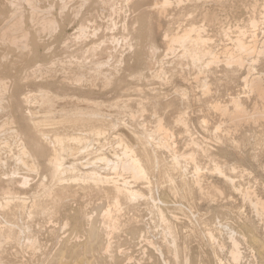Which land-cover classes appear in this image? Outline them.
I'll return each instance as SVG.
<instances>
[{"label":"rangeland","instance_id":"374dc122","mask_svg":"<svg viewBox=\"0 0 264 264\" xmlns=\"http://www.w3.org/2000/svg\"><path fill=\"white\" fill-rule=\"evenodd\" d=\"M179 1L180 0H169L170 4L167 5L165 10L162 11L161 5L163 4V0H157L156 2L155 0H152V2L150 0H134L129 7H126L123 10L124 12L122 11L121 13H119L121 15H113L112 16L113 18H111L109 10L103 9L102 6L100 5L101 4L100 0H91L89 6H87L85 9L82 10L80 17L74 19L73 11L78 8L77 2L75 1L71 3L66 9L64 16L60 18V16L58 15L59 12L58 7L60 1L56 0L55 2L56 9L54 16L57 18L59 30L57 31V33L53 38L48 39L47 37H44L43 38L44 43L43 45L40 46L39 43L36 40H34L35 29L28 21L29 13L26 14L27 15L26 27L27 29H30L32 34V41H31L32 49L33 48L37 49V47L38 50H42L44 47L51 48V51L47 55V58L45 57V59H43L44 60L43 65H46L47 67L50 66V63L55 58H63L65 54L64 44L67 42V40H69L72 36L76 34L75 32L77 31L79 25L81 24L88 25V21L85 20L86 18H88L87 15L88 11L91 12L92 15L94 16L95 18L94 20L96 22L95 25L101 28L103 34L105 33V30L108 28L109 23H111L112 21L115 24L117 23L114 30L115 35L117 37H124V36L128 37L130 39V44H132V47L130 48L129 46H127L120 50V52L122 51L121 54L123 55V60H124V62L121 64V68H118L120 66L118 65L116 69L115 68L105 69L104 72L108 74L107 79H108V83L110 84H107V81L104 80L103 78H100V80H96L94 78L92 82L90 81V78H88L80 86H74L72 84L63 82L62 81L63 77L61 75V69L59 65H57L54 72L50 74L51 78L47 80L46 77L43 80L44 82L37 83L35 78L30 76V69L33 68L35 61L33 60L32 56L27 57L29 55V52H23L22 50H19L17 48L0 43V77L8 78L9 82H11L9 100L5 104L6 107L5 110H8V112H0V128L2 126L1 124L3 120L13 119L14 126L22 133L25 144L28 146L30 145L29 147L32 148L29 141V137L33 136V131L28 127L27 124V120L25 117L26 106L23 105L24 103L22 101V97L24 94H26L29 91L37 92L39 85H41L43 89L51 92V94L55 96H60V97L75 96L80 99H88V100L103 102L106 103L107 105H114L118 103L119 104L118 109H115L113 107L115 109L114 110L112 108L113 114L118 113V111L121 109L126 111L137 112L139 110L137 106H140L141 104V107L145 110L143 115L145 122L148 121L147 122L148 129L155 128L160 118L162 119L164 126L174 134V138H175L174 143L178 148V151H180V153H190L192 152V150L197 152L198 165L200 166L201 169L198 175L202 179L200 184L196 183L197 175L194 169L195 166L191 162L182 161L181 164L179 165V168L172 167L171 153L169 149L167 148L163 149V147L158 148L157 150L158 157L161 161L160 168L155 167L154 170L149 174L150 188H147L145 185H143L142 181L134 180L131 177V175L128 173H123V172L115 173L109 169L107 170L104 166V163L101 162L94 163L96 161V157L98 156L96 152L99 150V148L97 146H91L89 149L81 150V153H79L76 157L77 160H75L76 158L74 157H70L66 155L64 157V167L67 168L68 171L64 174L63 176L64 180L61 183H59V185L70 186V190L67 192L66 197H64L63 199H58L57 201H55V199L53 198L47 199L49 200L48 201L49 204H54L56 202V208L53 209L51 214L50 213L44 214L45 216L42 214H36L33 215V217L28 218L26 213H22V214L16 213L17 211L13 207L7 210H3L2 208H0V223L2 222L0 228L6 229L5 227L8 225L7 223H10L15 219V221L21 224H26V223L29 224L30 229L38 236L39 239V246L36 248L38 251L36 249L31 250L27 247L21 249V247H19L16 242L5 243L3 245V250L0 255L1 256L0 264H43L45 262H46L45 264H49V263L60 264L59 262H61V264H74V261L76 262L75 264H80V263L89 264L90 262H91L90 264H105V263L130 264V262L131 264H138L137 259H139L141 255L142 256L138 260L140 261L139 264H150V262L151 264H177L173 252L170 251V249H168V244H166L167 242L164 240V234L162 231L163 230L162 219L158 213V209H161L163 211L165 218L170 220L174 224V226L176 225L175 230L177 236V245L180 250V257L178 260V264H185L184 262L185 259L190 260L188 261L189 264H215V263L217 264L219 259L220 261H222L223 264H264V220L263 218L258 216L256 210L253 208L252 204L250 203L251 200L248 199L247 196V194H250L252 196L254 195L253 196L254 199L258 197L257 199L264 201V119L247 120V122L244 121V123L243 122L235 123L230 119L227 113H224L223 111L218 110L215 107L217 104L219 105L221 104L222 107H227L230 111H232L233 110L232 99H237V98L244 104V106H246L245 108L249 113H253L255 107L262 105V102L258 99V96L255 93H253L250 90V88L248 87L246 88V83L244 82L243 78H245L246 75L249 76L250 79L257 77L258 75H260V73L264 75V57H261L259 61L255 62L257 65L255 63L253 64V62L251 61L256 59L248 58L247 60H245L244 65L237 66L236 64H231V65L227 64L224 61L223 52L225 48L227 49L228 47L229 48L233 47L232 43L235 36H237L236 33L239 29L238 27L240 28L248 27L249 20L251 17L255 15V13L256 15L253 18H257V20H260V11L263 6V0L262 1L261 0L258 1L257 0H183L182 1L181 0L180 2ZM253 1H255L256 3L254 4ZM157 3L159 4L158 7H157ZM256 4L258 6H255ZM47 5L48 2H46L45 0L41 2L42 7H47ZM178 6L180 7L178 8ZM244 6L247 7H245L244 9ZM255 8H257V11ZM164 11L166 14L164 13ZM250 11H252L251 13L253 14H251ZM9 12H10V7H8L6 0H0V28L3 26L5 17L8 15ZM246 13L248 16H246ZM163 14L166 15V18L165 16H163ZM169 17L170 19H168ZM241 17L244 18L242 19ZM226 18H227V23H225ZM235 18L236 20H234L235 22L234 23L232 19ZM237 18H239L240 20ZM61 20L63 23L61 22ZM228 21H230L229 22L230 24L228 23ZM238 21L240 22V24L236 23ZM191 26L201 28V35L203 36L204 39H206L207 41L206 45L208 46V49L215 53L217 61H215L211 65H209L208 63L212 61V57L207 56L204 59V61H202V64H200L201 63L200 62L199 64L197 63L195 65L189 57L183 58L182 56L183 53L180 51V49H178V46L174 47L173 48L174 50L169 49L168 46L169 39H166V34L174 35L176 33H181L182 30L184 31L186 29V27L189 28ZM179 27L181 29H179ZM93 28L94 27H91L92 30ZM176 29L178 30L177 32L175 31ZM263 29H264V24H259V27L257 28L256 31H254V29H250L247 33V38L250 37L252 33L257 32L256 33L257 39L262 40ZM68 32L70 35L68 34ZM224 37L226 38L225 40ZM139 40L141 41L140 43ZM149 45H155L158 50L157 53L158 60L156 61L155 69L153 71H150L146 64V58L148 56L147 47H149ZM166 45L168 47H165ZM73 48L78 49V47L76 48L73 47ZM14 53H16V55ZM161 57L163 59H161ZM224 64H226L227 66ZM210 66L212 67L211 69ZM250 68L251 69L254 68L255 72L253 70L252 71L250 70L251 74H249ZM136 75L139 77H137ZM204 75H206L207 77ZM140 77L142 78L138 79ZM46 81H50V82H46ZM94 82L96 83V85L95 86L91 85ZM195 84H197L198 86L197 85L194 86ZM204 84H207L208 86L210 85L209 89L205 88ZM242 88L245 90H243ZM185 96L187 97L184 98ZM180 104L183 106H181ZM125 106L128 107L127 108L128 110L124 108ZM29 107L33 113L44 110L41 109V106L39 104L33 103L32 105H29ZM180 114H182L183 117L185 116L184 120L187 123V126L184 125L185 127L183 126L182 123L176 122V119L177 117H179ZM224 116L226 118H224ZM125 120H127V118H125ZM200 121L203 123H201ZM237 124L238 125L241 124V125L238 126ZM121 127L123 126L121 125ZM219 128L222 130H220ZM218 130L220 133L218 132ZM127 136L130 139V136L128 134ZM113 150L114 149L111 144H106L103 147V153L109 158H112ZM36 153L34 154L36 155L34 157V160L36 161L37 166L40 167L37 168L38 169L37 172L28 173L25 170H20L19 173L21 175L18 176V178L20 179H17L18 182L15 184H11L10 186V188L12 187V189L17 193L13 195L15 198L18 197L25 198L28 200L29 204L31 203V201L29 202V199L32 200L33 197L37 195L38 191L36 186L41 181L46 179L45 181L47 185L45 187L46 190L48 189L50 190L51 187L55 185V183L52 182L48 176L47 173L48 168L44 158L42 157L43 154L47 155L48 148L45 147V149H43L42 152L38 151ZM6 155L9 156V153ZM209 157H211V159ZM213 162L223 167L226 175L234 181V187L236 188H233L232 186L228 185L225 178H223L221 175L212 172L214 166ZM12 167L14 171L15 163L12 159L9 158L6 167L0 170V180H2V182L5 183L10 179L11 174H13ZM92 171L97 172L99 175H102L103 177L112 176L111 178H115L118 176L117 178L121 179L122 181L123 180L127 182L131 181L130 185L135 190H138L142 193V197L140 199L143 200L137 199L136 201L131 203L122 202V207H123L121 211L122 215L120 214L119 216L120 227L118 231H116V233L114 232V234L110 235L109 237L105 236L103 232L102 220L104 213L102 212H105V210L111 205L112 199L111 196H107L104 192L100 191L101 188H104L105 184L103 185L102 183L100 185L95 186L83 180H79V179L74 180V178H72V175L75 176V174L77 175L87 174ZM43 174L45 175V177ZM169 175L172 178L176 179L175 181L177 185L181 182L185 183L189 188L188 191L186 193H172L170 191V182L168 178ZM21 176H27L30 182H28V184L23 183V181L21 180ZM69 181L71 182V185ZM34 182L36 185L34 184ZM77 182H79L80 184ZM22 186L23 187L26 186V187L23 188ZM57 188H59L58 185H56V189ZM216 188L220 190L221 194L217 191ZM240 188H242V190ZM162 191L169 192L171 194L169 196V193L168 194L165 193L164 195L165 197H163L162 195L164 193H162ZM207 194L210 196H207ZM166 196L170 197V200ZM3 198L4 196L0 192V200H2L1 203L3 202ZM166 198L167 200H169V202L166 200ZM153 201L156 202L154 203ZM170 203L173 206L170 205ZM74 209L75 211H77L75 212L76 216L72 215L74 213H71V211L74 212ZM189 210L191 211V213ZM78 213L81 214L79 215ZM101 213L103 214L102 216ZM77 214L80 216L81 219L78 218L79 216ZM193 216L195 217V219ZM150 217L152 221L150 220ZM76 218H78V221H76ZM79 219L81 220L80 222H83L84 224L83 227L86 224L85 227L87 229L82 227V223L81 224L78 223V225L79 224L81 225L79 227L78 225L74 226L76 222H79ZM93 219L96 221H94ZM62 220H65V223ZM87 220L89 222V225H87ZM85 221L86 223H84ZM91 222L96 226L97 224H95V222L97 223L99 222V223L97 227L96 226L92 227ZM99 224L101 225L100 229H99L100 226ZM242 226L244 228H241ZM73 227L79 228L76 229V231L78 233L79 231L81 232L80 237L79 234L76 231H74L75 228ZM83 229H85V231ZM89 229L91 231H89ZM243 229L245 230L247 229L246 232L243 233L244 231ZM69 230L74 232L71 233L70 231L69 233ZM98 230H100L99 232L102 231V233H99ZM142 230L144 232H141ZM48 232L50 233V235L52 234V236H50ZM86 232H89L88 233L89 235ZM76 234H78L77 236L79 237L77 239H76L77 237ZM146 234L148 236H146ZM210 234L214 235L213 239L209 238ZM67 235L69 236L71 235V236L67 237ZM98 235L99 238L97 239L96 236L98 237ZM73 236H75V238ZM88 236L90 237L88 238ZM195 236L197 237L199 236V237L197 238ZM51 237L52 239H50ZM56 237H58V239ZM82 238L85 240H83ZM100 238L103 240H101ZM148 239H150V242ZM234 239L239 244L240 255L238 259H233L231 254V250L233 247L232 243ZM55 240L57 241V243ZM62 240L65 242V244H63L64 242L63 243L60 242ZM139 240L143 242H140ZM145 240L146 242H144ZM72 241H74L75 243ZM83 241L86 244L82 246V244H84ZM107 242L110 243L107 244ZM128 243L130 246L129 245L127 246ZM56 244L57 245L59 244L60 246L59 245L57 246ZM69 244L72 245H70L68 248L67 246ZM80 244L83 248L85 247V249L80 247ZM217 245L219 247H217ZM54 246H56L58 249L56 247H55L56 250L52 249V247L54 248ZM61 246H64L65 248ZM71 246L73 248H70ZM77 247L80 248L79 250L80 252L78 251L79 248ZM118 249L120 251H118ZM139 249L141 251H139ZM142 249L146 251L144 252V250ZM58 250L60 254L57 253ZM68 250H70L71 252ZM82 250L83 253L81 252ZM34 251H36V254ZM196 251L199 253L197 254ZM51 252L53 255L55 253L56 254L52 257V255L50 254ZM84 252L86 253L85 256H84L85 254ZM158 252L160 253L158 254ZM43 253L45 256L43 255ZM81 253L83 255H81ZM120 254L122 255V257ZM74 255L77 256V258ZM70 256L72 260L66 259L69 258ZM88 256L90 260L88 259ZM129 256H131L130 257L131 259L128 258ZM144 256L146 258H144ZM47 257L51 258V261ZM111 257L114 261L110 259ZM127 258L129 259L128 261H126ZM97 259L99 261H95Z\"/></svg>","mask_w":264,"mask_h":264},{"label":"bare ground","instance_id":"6f19581e","mask_svg":"<svg viewBox=\"0 0 264 264\" xmlns=\"http://www.w3.org/2000/svg\"><path fill=\"white\" fill-rule=\"evenodd\" d=\"M42 1L43 0H6V2L8 4V7H10V12L5 17L4 24L0 28V43L9 45V46L14 47V48H17L19 50H22L23 52H29V55L27 57H31L32 56L33 57V60L35 61L34 62L35 64L33 65V68L30 69V76L33 77V78H35V80H36L37 83L44 82L43 80L46 77H47V80L49 78H51V75L50 74H52L54 72L56 66L59 65L60 66V69H61V75L63 77V79H62L63 82L72 84L74 86H80L88 78H90V81L91 82L94 80V78L96 80H100V78H103L104 80L107 81V84H110V83H108V79H107L108 74H106L104 72L105 69H113V68L116 69L118 65H120L118 68H121V64L124 62V60H123V55L121 54L122 51L120 52V50L122 48H124V47H127V46H129L130 48L132 47V44H130V39L128 37H125V36L124 37H117L115 35L114 30H115V26H116L117 23L115 24L113 21L111 23H109L108 28L105 30V33L103 34L102 31H101V28L98 27L97 25H95L96 22L94 20L95 19L94 16L92 15L91 12L88 11L89 12V13L87 12L88 18L85 19L86 21H88V25H86V24L79 25V27L77 28V31L75 32L76 34L74 36H72L69 40H67V42L64 44L65 54H64L63 58H55L50 63V66L47 67L46 65H43V62H44L43 59H45V57L47 58V55L50 53L51 48H48V47H44L43 48V47H41L43 49L42 50H38V47H37V49H34L33 48L34 49L33 50L32 47H31L32 34H31L30 29H27V27H26V25H27L26 24V19H27V15L26 14L29 13L28 21H29V23H31L32 27H34V29H35L34 40H36L39 43V46L40 45H43V43H44V39L43 38L44 37H47L48 39L53 38L55 36V34L57 33V31L59 30L58 29L59 26H58L57 18L54 16L55 15V9H56V4H55L56 0H45L46 2H48L47 7H42L41 6V2ZM59 1H60V4H59V7H58V10H59L58 15L60 16V18H62L64 16V13H65L66 9L68 8V6L71 3L75 2V1L77 2L78 8L73 11V18L76 19V18H79L80 17L82 10L85 9L87 6H89V3H90L91 0H59ZM133 1L134 0H100V3H101L100 5L102 6L103 9L109 10L110 16H111V18H113L112 17L113 15H121L119 13H121L126 7H129ZM150 1L152 2V0H150ZM156 1L157 0H155V2ZM253 2H254V4L256 3L255 1H253ZM193 3H195V2H193ZM169 4H170L169 0H163V4L161 5V10L162 11L165 10V8L167 7V5H169ZM158 5L159 4L157 3V7H158ZM255 6H258V5L256 4ZM170 7H171V5H170ZM175 7H176V5H175ZM179 7L180 6H178V8ZM245 7H247V6H244V9H245ZM255 9L257 11V8H255ZM95 10H97V9H95ZM250 10H251V8H250ZM251 12L252 11H250V13ZM164 13H165V11H164ZM251 14H253V13H251ZM236 15H234V16H236ZM255 15H256V13H255ZM141 16H143V15H141ZM163 16H165V18H166V15L163 14ZM246 16H248L247 13H246ZM246 16H244V17H246ZM249 16H251V15H249ZM253 17H251L252 19L250 18L249 23H248V27H245V28L238 27L239 29H238V31L236 33L237 36H235V33H234L235 38H234L233 43H232L233 44V47H231V48L228 47L227 49L225 48V50H224L223 53H224V61L227 64H230V65L231 64H236L237 66L238 65H244L245 60H247L248 58H250V59H256V60H251L253 62V64H254L255 62L259 61V59L261 57H264V29L262 31V33H263L262 40H258L257 39V35H256L257 32L256 33H252L250 35V37L247 38V33H248V31L250 29H254V31H256L257 28L259 27V24H264V0H263L262 9L260 11V20H257V18H253ZM178 18H180V17H178ZM168 19H170V17ZM237 19H239V18H237ZM62 20H61V22H62ZM222 20H223V18H222ZM232 20L234 22V20H236V18L235 19H232ZM229 22L230 21H228V23ZM141 23H143V22H141ZM225 23H227V18H226ZM236 23L237 24L238 23L240 24L239 21L236 22ZM164 24H163V26H164ZM231 25H232V23H231ZM91 27H94L93 30L91 29ZM157 27H160V26H157ZM167 27H168V25H167ZM243 27H244V25H243ZM179 29H181V28L179 27ZM175 31L177 32L178 30L176 29ZM222 33H224V32H222ZM68 34H69V32H68ZM218 35H219V33H218ZM223 36H224V34H223ZM166 39H169V41H168V44L169 45L168 46H169V49L170 50H172L174 47L178 46V49H180V51L183 53L182 54L183 58L189 57L195 65L197 63L199 64L200 62H201L200 64H202V61H204V59L207 56L212 57V61L211 62L208 61L209 62L208 63L209 65H211L212 63H214L215 61H217L216 60L215 53L213 51H211V50L208 49V46L206 45L207 44V41L201 35V28L200 27H195V26H191L189 28L186 27V29L184 31L182 30L181 33H176L174 35H167L166 34ZM210 39H212V38H210ZM225 39L226 38L224 37V40ZM140 42L141 41L139 40V43ZM168 46L166 45L165 47H168ZM73 47H75V48L78 47V49H74ZM147 48H148V51H147L148 56L146 58V64L148 66V69L150 71H153L155 69L156 61L158 60L157 59L158 50H157V48H156L155 45H149V47H147ZM15 51H17V50H15ZM14 54L16 55V53H14ZM256 55H257V57H256ZM222 56H223V54H222ZM161 59H163V58L161 57ZM161 59H160V61H161ZM164 60H166V59H164ZM31 63H33V62H31ZM181 63H183V62H181ZM170 65H172V64H170ZM195 65H194V67H195ZM224 65H226V64H224ZM251 66H252V64H251ZM207 67H206V69H207ZM211 68L212 67L210 66V69ZM255 69H256V66H255ZM250 70L251 71L252 70L254 71V68H252V69L250 68L249 69V74H251V71ZM165 72H166V70H165ZM5 73H6V71H5ZM164 74H166V73H164ZM140 75H142V74H140ZM204 76H206V75H204ZM137 77H139V76H137ZM263 77H264V75L260 73V75H258L257 77H254L252 79H250V77L247 76V75H246L245 78H243L244 79V82L246 83V88L247 87L250 88V90L253 93H255L258 96V99L262 102V105L261 106H257V107L254 108L253 113H249L247 111V109L245 108L246 106H244V104L238 98L237 99L230 98V99H232V105H233V110L232 111H230L227 107H222L221 104L220 105L217 104L215 106L216 109L221 110L224 113H227L229 115L230 119L233 122H235V123H241V122L244 123V121L247 122V120H262V119H264V79H263ZM141 78L142 77H140L138 79H141ZM106 81H105V83H106ZM46 82H50V81H46ZM10 83L11 82H9L8 78L0 77V112H8V110H5L6 109L5 104L9 100ZM91 85L95 86L96 83L94 82ZM196 85L197 84H195L194 86H196ZM204 85H205V88L209 89V86L210 85L209 86L207 84H204ZM204 85H203V87H204ZM191 89H192V87H191ZM243 90H245V89H243ZM183 91H185V90H183ZM210 95H211V93H210ZM186 97L187 96H185L184 98H186ZM231 97H233V96H231ZM22 101L24 103L23 105L26 106V109H25V117H26V120H27L28 127L30 129H32V131H33V136L32 137H29V141H30V144H31L32 148L29 147L30 145L28 146V145L25 144L24 137H23L22 133L14 126L13 119L12 120H10V119L3 120L2 124H1L2 126L0 128V170L1 169H4L6 167L7 161H8L9 158L12 159L14 161V163H15L14 171H13V167H12L13 174H11L10 179L7 182H5V183L2 182V180H0V192L4 196L2 203H1L2 200H0V208H2L3 210H7V209L13 207L17 211L16 213H19V214L26 213V215H27L28 218H31V217H33V215H36V214H42V215L48 214V213L51 214V212L53 211V209L56 208V202L54 204H49L48 203L49 200H47V199L53 198V199H55V201H57L58 199H63L64 197H66L67 192L70 190V186H60L59 185V183H61L64 180V177H63L64 174L68 171V169L64 167V157L67 155V156L76 158L77 155L79 153H81V150H83V149H89L91 146H97L99 148V150L96 152L98 154V156L96 157V161L94 163H97V162L104 163V166H105V168L107 170L109 169V170H111V171H113L115 173H121V172L128 173V174L131 175V177L134 180L142 181L143 182L142 184L145 185L147 188H150L149 174L154 170L155 167H159L160 168L161 161H160V159L158 157L157 150H158V148H161V147H163V149L164 148L169 149V151L171 153L172 167H178L179 168V165L181 164L182 161L191 162L195 166L194 169H195V173L197 175L196 176V183L200 184L201 181H202L201 177L198 175V173L201 171V169H200V166L198 165V157H197L198 154H197V152L192 150V152H190V153H180V151H178V148L176 147V145L174 143V139H175L174 138V134L169 129H167L164 126V124L162 122V119H160V118H159L158 123H157V125H156L155 128L148 129V126H147V122L148 121L145 122L144 115H143L145 110L141 107V104H140V106H137L139 108V110L137 112H134V111H126V110H122L121 109V110L118 111V113L113 114L112 108L114 107L115 109H118L119 108V104L118 103H116L114 105H107L106 103H103V102H98V101L88 100V99H80V98H77L75 96L74 97H60V96H55V95H52L51 92L43 89V87L41 85H39V88H38V91L37 92L29 91L26 94H24L23 97H22ZM115 102H117V101H115ZM33 103L34 104H39L41 106V109H44V110L43 111L42 110L41 111H37L36 113H33L31 111L30 107H29V105H32ZM17 105H18V103H17ZM181 106H183V105H181ZM124 108L127 109L128 107L125 106ZM23 112H24V110H23ZM205 115H207V114H205ZM207 116H209V115H207ZM154 117H157V116H154ZM184 117H183L182 114H180L179 117H177L176 122L182 123L183 126L184 125L187 126V123L184 120ZM125 118H127V120H125ZM224 118H226V117L224 116ZM201 123H203V122H201ZM121 125L123 127H121ZM240 125H238V126H240ZM205 126H206V124H205ZM120 128L123 129V130H121ZM216 128H217V126H216ZM220 130H222V129H220ZM121 131H124V132H121ZM216 131H217V129H216ZM218 132H219V130H218ZM215 133H217V132H215ZM127 134L130 136V139L127 136ZM187 134H189V133H187ZM223 135H224V133H223ZM190 137H191V135H190ZM106 144H111L112 147H113V149H114L112 151L113 152L112 158L107 157L103 153V147ZM44 145H46V146H44ZM199 145H201V144H199ZM45 147L48 148V153H47V155H44L43 154L42 157L44 158V160L46 162V165H47V168H48V172L47 171L46 172L48 173V176L51 179V181L55 183V185H53L50 190L49 189L46 190L45 189V187L47 186L46 185V182H45L46 179H44L43 181H41L36 186L37 187V191H38L37 195L34 196L32 200L29 199V202L31 201V203L29 204L28 203V200L25 199V198H19V197L18 198H15L13 195L14 194H17V193L12 189V187L10 188V186H11V184L17 183L18 182L17 179H20V178H18V176L21 175L19 173L20 170H25L28 173L37 172V170H38L37 168H40V167L37 166V163L34 160V157L37 155L36 152H38V151H41L42 152V150L45 149ZM8 153H9V156L6 155ZM35 153H36V155H34ZM4 155H6V156H4ZM163 157H165V156H163ZM209 158L211 159V157H209ZM75 160H77V158ZM213 165L214 166H213V171L212 172H215L216 174L221 175L223 178H225V180L227 181L228 185L232 186L233 188H236V187H234V181L230 177H228L226 175L223 167H221V166H219L218 164H215V163ZM168 167H171V166H168ZM71 168H72V166H71ZM94 168H95V165H94ZM208 172H210V171H208ZM159 173H160V171H159ZM216 174H214V175H216ZM44 177H45V175H44ZM111 177H103L102 175H99L95 171L89 172L87 174H80V175L75 174V176L72 175V178H74V180L75 179L83 180V181H85L87 183H91V184H93L95 186L96 185H100L102 183H103V185L105 184L104 188H101L100 191L101 192H104L107 196H111V199H112L111 205L105 210V212H102V213H104V215L101 213V216L103 215V220H102L103 221V232H104L105 236H108V237L110 235H113L114 232L116 233V231H118V229L120 227V219H119V216H120L121 211H122V208H123L122 207V202H124V203L129 202V203H131V202L136 201L137 199L139 200L142 197V193L140 191H138V190H135L130 185V182L131 181L130 182H127L125 180L122 181L121 179L117 178L118 176L115 177V178H111ZM119 177H120V175H119ZM160 178H161V176H160ZM168 178H169V182H170V191L172 193H186L188 191L189 188L187 187V185L185 183L181 182V183H179L177 185L176 184V181H175L176 179L172 178L170 175L168 176ZM21 180L25 184H28V182H30V180L28 179L27 176H21ZM235 182H236V180H235ZM77 183H79V182H77ZM25 184H23V185H25ZM34 184H35V182H34ZM56 185H58L59 188L56 189ZM70 185H71V182H70ZM24 187H26V186H24ZM155 189H157V188H155ZM214 189H215V187H214ZM240 189L242 190V188H240ZM17 191H18V189H17ZM19 191H21V190H19ZM217 191L220 193V190L217 189ZM162 193H164V194L163 195L161 194V195L163 197H165L164 196L165 193L168 194L169 192H163L162 191ZM170 194L171 193H169V196H170ZM222 194H223V192H222ZM174 195H176V194H174ZM184 196H185V194H184ZM201 196H202V193H201ZM207 196H210V195L207 194ZM247 196H248V199L251 200L250 203L252 204L253 208L256 210L258 216L261 217V218H263V220H264V201L263 200H260V199H257L258 197L254 199L253 198L254 195L252 196L250 194H247ZM54 197H56V198H54ZM163 197H162V199H163ZM216 197H219V196H216ZM147 198H149V197H147ZM167 198L170 200V197H167ZM167 198H166V200H167ZM140 200H143V199H140ZM169 200H167V201L169 202ZM157 201H158V199H157ZM170 205H172V204L170 203ZM77 208H78V206H77ZM80 208H81V206H80ZM172 208H174V207H172ZM77 210H79V209H77ZM75 212H77V211H75V209H74V212L71 211V213H74L72 215H75L76 216ZM80 212H81V210H80ZM171 212H173V211H171ZM158 213H159V215L161 216V219H162V229H163L162 231H163V234H164V240L167 242L166 244H168V249H170V251L173 252L174 258L177 261L176 263L178 264V260H179V257H180V250H179V247L177 245V236H176V230H175V226L176 225L174 226V224L170 220H168L167 218H165V216L163 214V211L161 209H158ZM190 213H191V211H190ZM172 215H173V213H172ZM53 216H54V214H53ZM78 218H80V216ZM78 218H76V221H78ZM121 218H123V217H121ZM156 218H158V217H156ZM180 218H181V216H180ZM80 219H79V222H76V224L74 226L78 225V223H80V224L82 223V227H83L84 224H83V222H80L81 221ZM101 219H102V217H101ZM161 219H160V221H161ZM194 219H195V217H194ZM150 220H151V217H150ZM189 220H191V219H189ZM62 221H64V223H65V220H62ZM67 221H68V219H67ZM94 221H96V220H94ZM92 222H91V226L92 227L93 226H96V225L93 224L94 222L93 223ZM1 223H0V225H1ZM72 223H75V222H72ZM84 223H86V221ZM98 223L95 222V224H97V226H98ZM7 224L8 225L5 227L6 229L0 228V255H1L2 250H3V245L5 243H8V242H16L17 245L19 247H21V249H23L24 247H27V248H29L31 250H34V249H36L39 246L38 236L30 229L29 224H27V223L26 224H21V223L15 221V219H14V221H11L10 223H7ZM56 224H58V223H56ZM80 224L78 225V227L81 226ZM87 225H89L88 220H87ZM85 226H86V224H85ZM85 226L83 228L87 229ZM243 226H244V224H243ZM243 226L241 228H244ZM63 227H65V226H63ZM63 227H61V228H63ZM78 227H76V228L73 227V228H75L74 231H76V229H79ZM100 227H101V225L99 226V229H100ZM159 228H160V226H159ZM206 228H207V226H206ZM247 228H249V227H247ZM42 229H44V228H42ZM80 229H81V227H80ZM85 229H83V230L85 231ZM243 230H244L243 231V233H244V232H246L247 229L246 230L243 229ZM70 231L71 230H69V233H70ZM89 231H91V230L89 229ZM99 231L100 230H98V232ZM183 231H184V229H183ZM73 232L71 231V233H73ZM141 232H144V231L142 230ZM149 232H150V230H149ZM157 232H158V230H157ZM80 233L81 232L79 231V233H78L79 234V237H80ZM86 233L88 234L89 232H86ZM93 233H94V231H93ZM99 233H102V231L99 232ZM251 233H252V230H251ZM78 234H76V236ZM190 234H192V233H190ZM206 234H207V232H206ZM211 234H212V232H211ZM211 234H210V237L209 238L210 239H213L214 238L213 237L214 235H211ZM245 234H247V233H245ZM49 235H50V233H49ZM50 236H52V234ZM60 236H62V235H60ZM70 236L67 235V237H70ZM146 236H148V235L146 234ZM208 236H209V234H208ZM73 237L75 238V236H73ZM79 237L77 236L76 239L79 238ZM89 237L90 236H88V238ZM91 237H93V236H91ZM195 237H197V236H195ZM56 238L58 239V237H56ZM96 238L98 239L99 238V235H98V237L96 236ZM252 238H253V235H252ZM50 239H52V237ZM63 240L60 241V242L63 243L64 242ZM83 240H85V239H83ZM101 240H103V239H101ZM148 240L150 242V239H148ZM164 240H162V241H164ZM66 242H67V240H66ZM72 242H74V241H72ZM140 242H143V241H140ZM144 242H146V240ZM56 243H57V241H56ZM109 243L107 242V244H109ZM63 244H65V242ZM85 244L86 243L84 242V244H82V246L85 245ZM143 244H142V246H143ZM232 244H233V247H232V250H231L232 257H233V259H238L239 255H240V253H239V244H238L237 241H235V239H234V241H233ZM70 245H72V244H69L67 247L69 248ZM128 245H129V243L127 244V246ZM64 246H61V247H64ZM82 246L80 244V247H82ZM55 247L56 246H54V248L52 247V249H55L56 250L57 247L56 248ZM217 247H219V246L217 245ZM70 248H73V247L71 246ZM77 248H79V247H77ZM150 248H151V246H150ZM59 249H60V247H59ZM83 249H85V247ZM122 249H124V248H122ZM195 249H196V247H195ZM79 250H80V248L78 249V251ZM142 250H144V249H142ZM68 251H70V250H68ZM118 251H120V250L118 249ZM139 251H141V250L139 249ZM145 251L146 250H144V252ZM34 252L36 254V251H34ZM81 252L83 253V250ZM126 252H127V249H126ZM183 252H185V251H183ZM44 253H43V255H44ZM57 253L60 254L59 250H58ZM73 253H75V252H73ZM82 253H81V255H83ZM159 253L160 252H158V254ZM196 253L198 254L199 252L196 251ZM202 253H203V251H202ZM50 254L53 257L56 253L53 255L52 252H51ZM77 254H79V253H77ZM85 255H86V253L84 254V256ZM88 255H89V253H88ZM139 255H140V253H139ZM145 256H147V255H145ZM145 256H144V258H146ZM49 257H51V256H49ZM49 257H47V258L51 261V258H49ZM75 257L77 258V256H75ZM81 257H80V259H81ZM121 257H122V255H121ZM130 257L131 256H129L128 258H130ZM140 257H139V259H140ZM47 258H46V261H47ZM60 258H62V257H60ZM128 258H127L126 261L129 260ZM132 258H133V256H132ZM151 258H152V256H151ZM42 259H43V257H42ZM66 259H71V256L69 258H66ZM88 259L90 260L89 256H88ZM110 259H112V257ZM139 259H137L138 264L140 263V261H138ZM217 259H219V258H217ZM89 260H88V262H89ZM133 260H135V259H133ZM31 261H32V259H31ZM65 261H67V260H65ZM65 261H64V263H65ZM95 261H99V260L97 259ZM112 261H114V260L112 259ZM143 261H144V259H143ZM143 261H142V263H143ZM188 261H190V260L185 259V261H184L185 264H189ZM37 262H39V261H37ZM45 263H43V264H45ZM48 263H49V261H48ZM51 263H53V262H51ZM59 263L61 264V262H59ZM68 263H70V262H68ZM75 263L76 262L74 261V264ZM94 263H96V262H94ZM130 264H131V262H130ZM150 264H151V262H150ZM217 264H223V263L219 259L218 262H217Z\"/></svg>","mask_w":264,"mask_h":264}]
</instances>
